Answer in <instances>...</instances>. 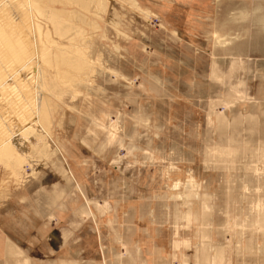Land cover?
Instances as JSON below:
<instances>
[{
	"label": "rangeland",
	"instance_id": "1",
	"mask_svg": "<svg viewBox=\"0 0 264 264\" xmlns=\"http://www.w3.org/2000/svg\"><path fill=\"white\" fill-rule=\"evenodd\" d=\"M31 1L0 264H264V0Z\"/></svg>",
	"mask_w": 264,
	"mask_h": 264
},
{
	"label": "bare ground",
	"instance_id": "2",
	"mask_svg": "<svg viewBox=\"0 0 264 264\" xmlns=\"http://www.w3.org/2000/svg\"><path fill=\"white\" fill-rule=\"evenodd\" d=\"M4 1L9 2V6L17 14V17L13 16V18L11 19V21H14L11 24H15L20 27V39L27 38L28 33L26 32V19L28 16L26 10H23L21 5L24 2V4L28 3L29 6L32 1L0 0V9L6 7L7 4H4ZM3 22V26H5V24H8L9 26V21L7 20V18L4 19ZM8 26L5 27L9 28ZM6 28H0V103L3 104L0 113H2L3 111L5 112V109L6 112L10 111L12 106L14 105L17 109H19L18 112H21L24 115L27 114L32 119L37 116L38 122L40 124H43L45 117L44 111L42 109L43 102L38 100L39 93L35 88L36 86L34 82H32L29 75L26 74L28 63L20 62V58L18 56L20 47H18L17 45L21 44L16 45L15 38H12V35L8 31H6ZM36 70L37 69L35 68V71ZM31 89H34V91L29 92Z\"/></svg>",
	"mask_w": 264,
	"mask_h": 264
}]
</instances>
